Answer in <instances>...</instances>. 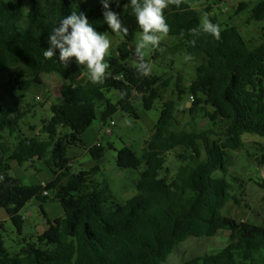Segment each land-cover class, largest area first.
<instances>
[{
  "label": "trees",
  "instance_id": "obj_1",
  "mask_svg": "<svg viewBox=\"0 0 264 264\" xmlns=\"http://www.w3.org/2000/svg\"><path fill=\"white\" fill-rule=\"evenodd\" d=\"M190 1L198 0H179L164 10L167 35L178 39L171 52H185L196 63L195 77L186 85L177 76L174 91L178 100L190 94L192 104L182 112H203L207 127L188 129L179 128L177 100H164L175 76H142L127 63L130 44L141 32L130 0L111 5L128 32L119 33L124 41L117 53L105 57L109 68L103 83H81L75 62L66 66L55 56L43 57L52 28L72 11L84 12L97 31L117 35L103 21L100 0H30L26 15L22 0H0V207L22 236L26 219L21 211L32 199L42 204L57 200L64 211L54 219L45 212L47 228L23 236L17 252L6 247V224L0 221V264H164L190 237H213L222 230L229 231L225 248L179 264H264V225L223 213L231 200L240 204L227 178L229 151L244 146L245 133L264 137V32L259 41L246 40L238 27L222 26L216 16H209L219 28V38L204 32L194 35L202 20ZM246 7L240 2L237 12ZM253 20L264 21V0L252 8L248 21ZM155 52L157 59L161 52ZM49 73L65 80L61 100L51 105L52 116L41 133L26 135L20 128L29 112L24 92L43 83ZM112 90L119 93L116 103L109 97ZM158 99L163 102L160 117L142 156L128 145L117 151L118 167L144 166L134 196L120 202L107 182L94 178L105 156L100 145L88 149L96 162L92 169L73 171L69 149L82 143L99 108L104 123L119 110L138 119L137 103L150 110ZM6 130L17 134L13 146L4 140ZM179 146L188 155L169 178L166 156ZM261 150L257 161L264 166V146ZM11 160H46L53 177L46 184L24 185L10 173ZM260 185L264 188V181Z\"/></svg>",
  "mask_w": 264,
  "mask_h": 264
},
{
  "label": "rangeland",
  "instance_id": "obj_2",
  "mask_svg": "<svg viewBox=\"0 0 264 264\" xmlns=\"http://www.w3.org/2000/svg\"><path fill=\"white\" fill-rule=\"evenodd\" d=\"M246 2L247 7L237 12L240 2ZM261 0H198L190 1L192 8L200 12L201 20L205 17L216 16L218 22L222 25H233L238 27L242 37L246 40L259 41L264 32V21H248L252 8ZM22 10L26 15L30 9V0H22ZM210 7V9H208ZM209 10L210 14H209ZM111 41V47L107 56H113L117 53L119 44L124 41L122 34L113 35L106 33ZM141 32L137 33L135 40L130 44L132 54L127 59V63L135 66L138 62L134 54L135 44L140 38ZM178 42L174 36L165 35L160 43L152 48L145 49V61L150 64L151 72L168 78L175 76L164 92V100H177L175 115L180 119L179 128L207 127V119L203 118V112L190 113L182 112L184 106L190 107L192 99L187 92L178 100L175 90L177 76H181L182 82L188 84L195 77L196 63L188 60L185 52L173 54L172 47ZM159 50L161 54L157 59L153 58ZM5 76V75H4ZM78 80L81 83L89 81L88 71L84 66H80ZM43 83H34L24 92L23 104L29 112L20 122V128L23 133L31 135L41 133L45 123L51 118V105L60 102V87L65 82L57 73L43 75ZM175 92V93H174ZM39 99H38V98ZM109 97L114 103L119 99V93L112 90ZM162 101L158 99L152 109H144L142 102L137 103L139 118L125 113L122 110L117 111L105 123L100 116V110L97 112V119L82 134V143L72 146L69 149L71 156V165L74 172L80 170L92 169L96 162L90 155L88 149L94 145H100L105 148V156L100 163V170L94 174V178L101 182H107L120 202H125L137 193L136 182L144 169L120 168L117 165V151L125 145L130 146L136 154L141 157L146 141L160 117ZM34 127L35 129H33ZM111 130V133L108 130ZM68 132V131H65ZM4 140L13 146L17 141V134L11 135L9 131H4ZM212 138H216L213 136ZM244 146L239 150H230L228 153V180L232 184L231 193L236 196L240 204L231 200L223 209V213L234 217L238 221L252 222L264 225V204L262 197L264 188L260 183L264 181V166L259 165L257 158L261 156L262 146H264V137L257 134H243ZM188 153L183 147H177L170 151L166 156V173L169 178L173 177L178 168L185 163V156ZM50 154L46 158L49 159ZM46 160L28 161L19 164L11 160L10 173L21 181L24 185L46 184L53 177L51 167ZM220 173V172H219ZM238 178L239 180H235ZM244 186L242 188L241 186ZM43 205V207L41 206ZM2 212L7 214L5 209ZM54 219L63 217L64 211L57 200H49L41 203L37 199L29 201L22 209L21 213L26 219L23 236L29 237L39 231L42 232L47 224V217ZM5 221V220H4ZM5 244L11 252L19 251L23 236L20 235L10 219L5 221ZM229 231L222 230L213 237H190L180 243L174 252L169 256L164 264H179L189 260L194 256L216 253L225 248L229 243Z\"/></svg>",
  "mask_w": 264,
  "mask_h": 264
},
{
  "label": "clouds",
  "instance_id": "obj_3",
  "mask_svg": "<svg viewBox=\"0 0 264 264\" xmlns=\"http://www.w3.org/2000/svg\"><path fill=\"white\" fill-rule=\"evenodd\" d=\"M103 8V21L113 33L127 34V27L122 25L120 14L114 11L112 4L119 6V0H100ZM171 3L179 0H130L132 14L141 35L134 47L137 57L136 71L142 76L151 72L150 64L144 59L145 49L155 48L163 36L167 35L169 25L164 16V10ZM204 32L219 38V28L205 17L198 30L193 34ZM47 48L43 51L45 59L54 56L66 66L75 62L84 66L92 83H103L108 76L109 64L105 57L109 54L111 41L105 32L97 31L84 12L72 11L59 19L56 26L46 38Z\"/></svg>",
  "mask_w": 264,
  "mask_h": 264
},
{
  "label": "crops",
  "instance_id": "obj_4",
  "mask_svg": "<svg viewBox=\"0 0 264 264\" xmlns=\"http://www.w3.org/2000/svg\"><path fill=\"white\" fill-rule=\"evenodd\" d=\"M65 81V80H64ZM65 83V82H64ZM63 83V84H64ZM108 132L109 133H111V130L109 129L108 130ZM25 134V133H24ZM26 135H28V134H26ZM0 209H1V207H0ZM2 209H4V208H2ZM3 210H0V221H6L7 219H9V216H8V214H4L3 212H2ZM6 211V210H5ZM7 213V212H6ZM47 228V226H45V228H44V230Z\"/></svg>",
  "mask_w": 264,
  "mask_h": 264
},
{
  "label": "built area",
  "instance_id": "obj_5",
  "mask_svg": "<svg viewBox=\"0 0 264 264\" xmlns=\"http://www.w3.org/2000/svg\"><path fill=\"white\" fill-rule=\"evenodd\" d=\"M38 98V97H37ZM39 99V98H38Z\"/></svg>",
  "mask_w": 264,
  "mask_h": 264
}]
</instances>
